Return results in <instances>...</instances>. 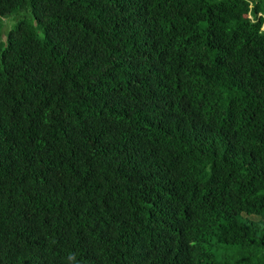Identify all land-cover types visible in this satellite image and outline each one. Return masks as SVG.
Listing matches in <instances>:
<instances>
[{
  "label": "trees",
  "instance_id": "1",
  "mask_svg": "<svg viewBox=\"0 0 264 264\" xmlns=\"http://www.w3.org/2000/svg\"><path fill=\"white\" fill-rule=\"evenodd\" d=\"M263 25L264 0H0V264H264Z\"/></svg>",
  "mask_w": 264,
  "mask_h": 264
},
{
  "label": "rangeland",
  "instance_id": "2",
  "mask_svg": "<svg viewBox=\"0 0 264 264\" xmlns=\"http://www.w3.org/2000/svg\"><path fill=\"white\" fill-rule=\"evenodd\" d=\"M16 14H18V13H16ZM16 14H14L15 16H16ZM15 16H10V17H7V18H4V20H3V25H4V32L6 33L7 31H9L12 27H13V25H14V23H15V19H17V17H15ZM17 16H19L20 17V15L18 14ZM28 18V17H27ZM29 19V18H28ZM263 29H264V25H263ZM251 221H254V222H256V221H258V218H256V217H250L249 218Z\"/></svg>",
  "mask_w": 264,
  "mask_h": 264
}]
</instances>
